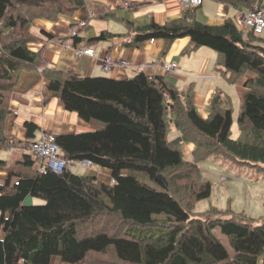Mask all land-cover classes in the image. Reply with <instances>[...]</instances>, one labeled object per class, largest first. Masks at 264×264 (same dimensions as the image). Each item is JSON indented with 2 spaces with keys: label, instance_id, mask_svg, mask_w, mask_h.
Segmentation results:
<instances>
[{
  "label": "trees",
  "instance_id": "1",
  "mask_svg": "<svg viewBox=\"0 0 264 264\" xmlns=\"http://www.w3.org/2000/svg\"><path fill=\"white\" fill-rule=\"evenodd\" d=\"M220 1L242 12L258 0ZM85 5L86 0H0V36L5 32L20 36L7 44L0 41V140H5L7 114L13 112V90L25 81V72L48 63L36 48L40 39L51 37H36L33 20L72 16ZM130 6L136 9L135 3ZM197 7H186L182 17L165 24L152 20L139 27L125 20L136 33L128 44L159 38L166 52L174 40L187 36L190 42L183 52L202 46L214 50L228 83L245 76L237 117L239 137H231L233 108L223 90L214 93L209 115L203 118L192 85L183 94L163 76L144 72L116 79L44 68L49 92L66 110L104 125L100 130L56 135L64 156L91 160L109 171L115 182L107 184L69 167L61 173L41 169L26 154L14 168L0 158V171L6 172L0 174V264H52L54 256L63 264H264V214L257 217L216 207L192 214L194 204L212 194L213 185L201 179L199 167L212 155L264 172V39L232 19L221 24L194 20ZM114 36L102 31L88 42ZM80 40L75 36V43ZM170 123L182 133L172 140ZM24 127L27 138L35 139L37 124L26 121ZM183 131L189 132V139ZM191 141L196 143L193 160L185 158L181 146ZM184 194L189 195L186 204ZM28 195L43 198L46 204L26 205ZM105 216H114L112 223H122L125 229L106 230L101 220ZM133 224L162 232L134 234L128 229ZM217 227L227 236L233 254L215 234Z\"/></svg>",
  "mask_w": 264,
  "mask_h": 264
},
{
  "label": "crops",
  "instance_id": "2",
  "mask_svg": "<svg viewBox=\"0 0 264 264\" xmlns=\"http://www.w3.org/2000/svg\"><path fill=\"white\" fill-rule=\"evenodd\" d=\"M125 0H86V5L76 10L72 16L60 15L56 20L45 18H35L32 23V32L36 37L47 35L51 38H66L72 22L83 20L88 17L90 7L93 9L94 16L88 19L87 25L80 32L81 43L85 46H91L95 49L94 56L78 57L72 50L49 44L47 39H40L36 50H42L47 62L51 63V68L62 72H74L82 76H108L113 78L133 77L139 72H144L149 76H163L165 80L174 85L178 91H187L192 85L195 95L194 102L197 106L199 114L205 118L209 115L210 101L216 91L223 90L222 94L229 97L233 108V124L231 127V137L236 139L240 135L237 117L240 111V96L244 91L243 79L240 78L234 84H230L225 79V73L222 66L218 63V54L209 47L202 46L190 52H183L188 46L190 38L187 36L174 40L170 48L164 52L165 42L163 39L146 40L140 45H130L128 41L136 33L125 22L134 24L135 26H145L152 20L159 24H165L171 19L180 18L184 14L186 7L178 3L176 0H130L135 3L136 9L130 10V7L124 6ZM259 4L264 7V0H258ZM121 5V6H120ZM117 6H119L117 8ZM121 7V8H120ZM117 8V10H116ZM245 10V9H244ZM199 12V13H198ZM244 12V11H243ZM114 13L115 16L112 15ZM242 12L234 5L217 1L206 0L198 11L196 8L193 12L194 20L201 17H210L217 20L221 24L227 19H232L236 23L242 25L239 19ZM102 31L115 34L107 40H100L89 43L88 41L95 38ZM264 39V31L260 35ZM43 40H45L43 42ZM46 42V44H45ZM42 44L43 47L41 46ZM42 48V49H41ZM111 53L115 57L124 58L131 61V66L126 69H115L106 73L103 69V60L106 54ZM176 62L177 67L172 74L164 71V65ZM44 68L34 69L24 73L23 81L16 86L12 92L11 109L18 110L17 115L7 114L4 125L5 140H0V153L6 150L10 144L15 147L23 145L22 143L29 141L26 136L24 123L26 121L37 124L38 130L35 132L36 138L40 137L44 132H51L56 135L70 134L78 132H86L91 130H100L104 125L95 119L86 121L82 119L76 112L66 110L60 99L48 90L50 80L47 74L42 72ZM248 78V75H247ZM11 110V111H12ZM191 145L190 143H188ZM185 143L184 146H188ZM190 149V147H188ZM14 150L11 155L15 157L14 163L9 160L1 159L7 162L8 168H14L16 164L22 161L23 153ZM191 154V152H190ZM1 155V154H0ZM206 162L213 163L206 166ZM206 166V174L209 179L219 182L216 174L222 173L237 178H242L240 172L233 168L227 167L224 163L219 164L217 159L211 157L201 163ZM20 167L21 165H17ZM72 172L85 173L82 167H70ZM98 169V168H97ZM221 170V172L219 171ZM90 173V172H89ZM0 174L6 172L0 171ZM204 176V174H203ZM206 181H210L205 177ZM246 184L257 185L255 190L256 198L259 197V205L251 207L252 216L262 215L264 212V180L246 179ZM212 182V181H211ZM24 202L28 205H44L34 196L28 195ZM248 210V209H247ZM52 264H63L59 258L53 257Z\"/></svg>",
  "mask_w": 264,
  "mask_h": 264
},
{
  "label": "rangeland",
  "instance_id": "3",
  "mask_svg": "<svg viewBox=\"0 0 264 264\" xmlns=\"http://www.w3.org/2000/svg\"><path fill=\"white\" fill-rule=\"evenodd\" d=\"M176 1L178 3H180L181 5H183L179 0H176ZM184 7H186V6H184ZM44 8H47V7H44ZM197 8L199 11L201 6H198ZM27 10L28 9L26 8L23 10V12L27 13ZM244 12L242 11V14L239 17V19L242 22L244 20V17L246 16V15L245 16L243 15ZM31 14H33V13H31ZM88 15H94L93 9L91 7L89 9ZM197 19L200 21H203V22H207V23L220 22L217 20H212V19H210V17H201L200 16L199 18L197 17ZM19 37L20 36H19L18 32H16V33L5 32L0 36V41H2L4 44H7V43H9L10 39H20ZM65 49H68V46H66ZM86 56H87V54H86ZM128 63H129L128 67H130L131 61L129 60ZM40 66H42V65H40ZM49 66H51V63L48 62V63H45V65L42 67L48 68ZM172 69L175 70V68H172ZM174 70L169 72V74H172L174 72ZM106 73H108V72H106ZM126 78H132V77L116 78V79H126ZM183 92H186V91L180 90V93H183ZM15 112L13 113V115L19 113L18 110H15ZM183 133H185L187 139L190 138L189 132L187 134V131H183ZM181 135H182V133L176 129V127L173 125V123H170L169 129H168V138L170 140H172V139L179 137ZM194 138H196V136ZM22 144L27 145L28 141L24 142ZM184 144H185V142H183V144L181 146H183ZM195 144L196 143L194 141H191V145L188 144V146H184V149L182 148L183 154H184L186 159L193 160L192 152H193V150H195V147H194ZM188 147H190V149ZM190 152H191V154H190ZM0 154H1L0 156L2 158L9 160V163H12V164L14 163L15 157L13 155H11V153L9 154L6 152V150H3ZM20 155H21V153H20ZM212 157H214V159H217L219 164L224 163L227 167L233 168L236 171L240 172V176L242 178L234 177V175L230 176V175H225L222 173H217L216 177H217V179L219 178L218 180L220 183H216L215 181L209 179L208 174H206V172H205L206 166H208V164H210L212 167L215 168L213 163L206 162L205 163L206 166L205 165L202 166L201 164H199L201 174H202L201 179L206 181L205 180V177H206L208 180L212 181L211 183L213 185V188H212V194L208 199L201 200V201L194 204L192 214H195V212H196V214L203 213V212L209 210L211 207H216L219 210H226L229 208V210H233L238 214L244 213L246 215H252V214H250L251 212H249V211H251V207H253L254 205H256V206L259 205V203H258L259 197L256 198V195H255V193H256L255 190H256L257 185L248 186L246 184V182H247L246 179H251V180L261 179V181H263L264 180V172H259L257 169L250 167L248 165H245V164L239 165V164L234 163L233 161H228L221 154H215V155H212ZM205 161H207V160H205ZM75 164H77V165H75ZM75 164H72V166L82 167V170H84V172H85V170H87V172H90V174L96 175L100 181L105 182L107 184L113 183L112 178H111V173L107 170L100 169L98 166L95 165L94 162L92 164H90V167H84V164H82L80 162L75 163ZM36 167L43 169L42 164L38 161H36ZM219 171L221 172V170H219ZM203 174H204V176H203ZM140 178L143 181H145L146 183H149L153 186H156V184L152 180H150L148 176L140 175ZM184 197H185V199L183 201H185V204H186L187 198L189 197V195L184 194ZM34 199L39 200L41 202L40 204L45 203V199H43V198L34 197ZM23 203L26 204L25 202H23ZM26 205H28V204H26ZM263 214H264V212L262 213V215ZM259 216H261V215H257V217H259ZM115 219L116 218L114 216H112V217L110 216V219L107 216L103 217L101 219L104 223L103 227L108 231H110L111 229H113L114 231L116 229H118V231L121 232L125 228L123 227L122 223H118V222L112 223L113 221H115ZM128 229H130L134 234H139V235H154V234H160L162 232L161 228L142 226V225H138V224L130 225V226H128ZM214 232L222 240V242L227 246L229 252L231 254H233L234 251L230 246L229 240H228L227 236L221 232V229L219 227H217L214 229ZM92 261L93 260L89 259L90 263H92Z\"/></svg>",
  "mask_w": 264,
  "mask_h": 264
},
{
  "label": "built area",
  "instance_id": "4",
  "mask_svg": "<svg viewBox=\"0 0 264 264\" xmlns=\"http://www.w3.org/2000/svg\"><path fill=\"white\" fill-rule=\"evenodd\" d=\"M184 6H201L206 0H179ZM217 1V0H209ZM124 6H130V0L124 1ZM244 20L243 24L252 29L256 34L260 35L264 31V7L259 3H254L251 10L245 11L243 13ZM90 17L93 15H89ZM87 20L83 19L74 23L68 33V38L50 39V44L54 46H59L65 48L68 46V49L73 50L78 57L84 55L93 56L95 54V49L93 47L83 46L79 43H75V36H78L83 27L87 25ZM154 39H151L153 42ZM129 60L123 58H115L112 54H107L103 60V69L108 72H112L115 69H126L129 66ZM177 63L172 62L164 65V71L169 74L176 68ZM15 110H13V113ZM16 113V112H15ZM17 115V114H14ZM9 152L18 150L21 153L31 156L35 161H38L42 164L43 168H49L54 172L61 173L66 167L71 166L75 163H82L84 167H90V164L93 162L89 159L85 160H73L66 158L63 155V150L61 145L56 141V135L51 132H44L40 137L28 141L27 145H21L15 147L10 145L8 148ZM112 182H115V179H112ZM19 264H29L25 261H21Z\"/></svg>",
  "mask_w": 264,
  "mask_h": 264
},
{
  "label": "clouds",
  "instance_id": "5",
  "mask_svg": "<svg viewBox=\"0 0 264 264\" xmlns=\"http://www.w3.org/2000/svg\"><path fill=\"white\" fill-rule=\"evenodd\" d=\"M93 16H94V15H93ZM93 16L90 17V16L88 15V17L86 18L87 22H88V19L92 18ZM78 21H80V20H78ZM78 21H76V22H78ZM76 22H75V23H76ZM72 25H73V24H72ZM72 25H71V26H72ZM71 26H70V27H71ZM83 28H84V27H83ZM83 28H82V29H83ZM69 29H70V28H69ZM81 31H82V30H81ZM81 31H80V32H81ZM68 33H69V32H68ZM78 36H80V33H79ZM66 38H68V36H67ZM66 38H58V39H66ZM51 39H53V38H51ZM48 42H49V44H50V40H48ZM79 44L83 45L81 42H80ZM53 46H54V45H53ZM83 46H85V45H83ZM58 47H59V46H58ZM87 47H91V46H87ZM64 49H65V48H64ZM68 50H70V49H68ZM72 51H73V50H72ZM73 52H74V51H73ZM108 54H111V53H108ZM106 55H107V54H106ZM106 55H105V56H106ZM112 55H113V54H112ZM84 56H86V55H84ZM87 56H89V55H87ZM93 56H94V55H93ZM113 56H114V55H113ZM114 57H115V56H114ZM115 58H119V57H115ZM123 59H124V58H123ZM40 69H41V68H39V70H40ZM105 72H107V71H105ZM35 139H36V138H35ZM32 140H33V139H32ZM26 155H27V154H26ZM75 161H77V160H75ZM75 165H77V164H75ZM70 167H72V165L69 166V168H70Z\"/></svg>",
  "mask_w": 264,
  "mask_h": 264
}]
</instances>
